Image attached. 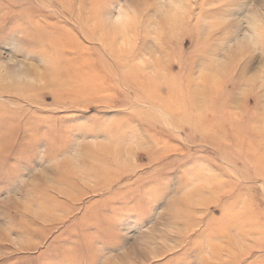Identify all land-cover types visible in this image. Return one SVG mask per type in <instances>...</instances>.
Segmentation results:
<instances>
[{
	"label": "rangeland",
	"instance_id": "rangeland-1",
	"mask_svg": "<svg viewBox=\"0 0 264 264\" xmlns=\"http://www.w3.org/2000/svg\"><path fill=\"white\" fill-rule=\"evenodd\" d=\"M0 264H264V0H0Z\"/></svg>",
	"mask_w": 264,
	"mask_h": 264
},
{
	"label": "bare ground",
	"instance_id": "bare-ground-1",
	"mask_svg": "<svg viewBox=\"0 0 264 264\" xmlns=\"http://www.w3.org/2000/svg\"><path fill=\"white\" fill-rule=\"evenodd\" d=\"M59 89H62V85L59 86Z\"/></svg>",
	"mask_w": 264,
	"mask_h": 264
}]
</instances>
